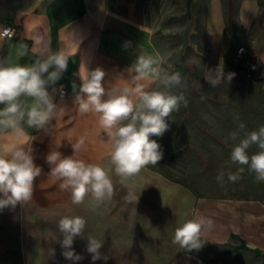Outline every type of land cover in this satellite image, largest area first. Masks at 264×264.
Listing matches in <instances>:
<instances>
[{"label":"crops","instance_id":"0c3cea01","mask_svg":"<svg viewBox=\"0 0 264 264\" xmlns=\"http://www.w3.org/2000/svg\"><path fill=\"white\" fill-rule=\"evenodd\" d=\"M5 26L17 29L14 40L0 36V61L7 65L34 63L45 45L50 53L64 51L69 61L61 78L48 86L57 105L48 129L29 128L22 121L25 137L0 131V143L31 147L34 163L41 168L32 199L0 210V264H264L260 199H206L147 166L124 183L111 171V199L97 204L88 196L76 205L70 190H62L61 181L50 175L46 162L51 151H58L62 158L113 167L111 140L99 126L98 115L81 114L74 104L81 64L90 71L102 69L105 88L135 87V73L128 69L139 56L153 57L161 73L175 60L195 63L205 83V72L222 66L225 78L235 73L230 82L235 83L245 78L243 62L235 58L243 46L263 64L254 75L264 82V0H0V32ZM21 44L28 45L26 55L21 54ZM157 81L140 83L151 91ZM59 86L67 90L64 98L57 95ZM20 100L32 102L30 97ZM81 138L84 145L74 152L72 145ZM130 189L139 197L136 204L125 199ZM64 216L86 220L84 237H76L72 246L82 257L79 261L62 255L58 221ZM201 217L212 226L202 232L200 249L189 252L173 243L178 226ZM87 236L102 243L107 261H92ZM236 241L246 257L258 259L238 261Z\"/></svg>","mask_w":264,"mask_h":264},{"label":"clouds","instance_id":"9594fccd","mask_svg":"<svg viewBox=\"0 0 264 264\" xmlns=\"http://www.w3.org/2000/svg\"><path fill=\"white\" fill-rule=\"evenodd\" d=\"M79 46V45H78ZM26 55L27 44H21ZM69 57L64 51L50 53L45 45L34 63L28 65H7L0 61V131L11 130L17 137H25L26 133L21 122H26L29 128L47 130L57 112V105L49 94L48 86L54 85L67 70ZM50 69H53L50 71ZM135 73L132 80L135 87L105 88L103 84L105 73L99 67L88 70L84 64L79 69L80 85L75 96L74 104L81 114L94 113L98 115L99 126L111 140L110 163L111 169L98 164L87 163L73 156L63 157L58 151H51L46 162L50 165V175L61 181L62 190H70L72 203H84L91 196L97 204L111 199L114 186L110 172L114 170L120 182L137 175L149 166H156L162 159L160 144L152 137L162 136L169 128L166 118L179 109L181 102L187 105L183 95H176L171 89L181 84L179 73H161L158 62L151 56H139L128 69ZM235 73H228L226 78L223 67L214 72L207 70L204 79L216 88L221 83L228 84ZM154 78L163 85L162 88L146 91L140 82ZM73 84V89H76ZM21 97H30L31 103L25 105ZM26 118V121H25ZM243 132V138L240 133ZM234 145L230 154V163L238 165L235 173H228L230 182H237L245 171V166L254 174L256 182H264V125L258 130L245 131V125L240 123L238 130L229 134ZM35 137H32L34 140ZM84 145L81 138L72 145L74 152ZM255 145L258 149L249 154V149ZM41 174V168L35 165L32 148L20 144L9 145L0 143V210L15 209L32 199L34 181ZM224 173L217 176L222 181ZM126 201L137 203L139 197L134 189H130ZM212 222L205 218L186 220L175 229L173 243L180 248L192 251L200 249L201 235L206 228H211ZM86 220L80 216H64L58 221V231L62 235L60 241L62 255L71 261H79L82 257L73 250L76 237H84ZM87 252L92 261L108 256L101 253L102 243L87 236ZM54 254V252H53Z\"/></svg>","mask_w":264,"mask_h":264},{"label":"rangeland","instance_id":"374dc122","mask_svg":"<svg viewBox=\"0 0 264 264\" xmlns=\"http://www.w3.org/2000/svg\"><path fill=\"white\" fill-rule=\"evenodd\" d=\"M163 73L180 74L181 84L171 92L183 95L187 105L181 102L179 109L166 118L168 130L160 137H152L160 144L163 156L156 166L148 167L206 199L221 202L260 199L264 203V182H256L246 166L240 180L234 183L228 180V173H235L238 168L230 163V154L239 142L232 141L229 134L238 130L240 123L247 132L264 125L263 80L253 75L212 88L204 82L195 63L186 65L180 60H175ZM162 87L157 81L155 89ZM243 136L241 132L240 137ZM248 151L254 154L258 149L253 145ZM221 172L224 178L218 181ZM234 246L241 263L245 259H258L239 251L238 241Z\"/></svg>","mask_w":264,"mask_h":264},{"label":"built area","instance_id":"2783aa9c","mask_svg":"<svg viewBox=\"0 0 264 264\" xmlns=\"http://www.w3.org/2000/svg\"><path fill=\"white\" fill-rule=\"evenodd\" d=\"M0 36L6 39L14 40L17 38V29L12 26H5L0 32ZM235 58L242 60L244 65L245 77L251 78L255 73L263 68V64L255 58L248 55L245 47L237 48ZM67 90L64 86H59L57 95L59 98H64Z\"/></svg>","mask_w":264,"mask_h":264},{"label":"trees","instance_id":"16d2710c","mask_svg":"<svg viewBox=\"0 0 264 264\" xmlns=\"http://www.w3.org/2000/svg\"><path fill=\"white\" fill-rule=\"evenodd\" d=\"M141 1H143V2H148V1H152V0H141Z\"/></svg>","mask_w":264,"mask_h":264}]
</instances>
